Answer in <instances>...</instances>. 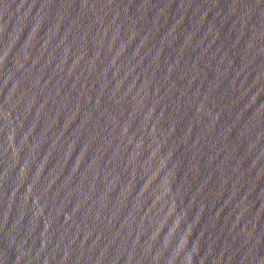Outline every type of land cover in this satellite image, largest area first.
I'll return each instance as SVG.
<instances>
[{"label":"water","instance_id":"95a60500","mask_svg":"<svg viewBox=\"0 0 264 264\" xmlns=\"http://www.w3.org/2000/svg\"><path fill=\"white\" fill-rule=\"evenodd\" d=\"M0 264H264V0H0Z\"/></svg>","mask_w":264,"mask_h":264}]
</instances>
